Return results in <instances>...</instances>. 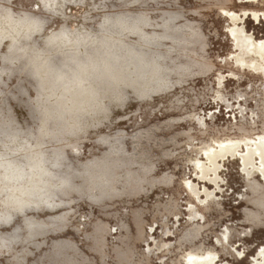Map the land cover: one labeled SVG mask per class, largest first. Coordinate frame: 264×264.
I'll return each instance as SVG.
<instances>
[{
    "label": "rangeland",
    "instance_id": "rangeland-1",
    "mask_svg": "<svg viewBox=\"0 0 264 264\" xmlns=\"http://www.w3.org/2000/svg\"><path fill=\"white\" fill-rule=\"evenodd\" d=\"M254 13L264 0H0V264H257L264 176L232 155L218 185L200 169L264 136V72L233 58L264 41ZM5 19L44 27L23 40ZM66 30L87 42L48 43Z\"/></svg>",
    "mask_w": 264,
    "mask_h": 264
},
{
    "label": "bare ground",
    "instance_id": "bare-ground-1",
    "mask_svg": "<svg viewBox=\"0 0 264 264\" xmlns=\"http://www.w3.org/2000/svg\"><path fill=\"white\" fill-rule=\"evenodd\" d=\"M253 16H255L257 20L259 18L264 19V16L259 15V13H254ZM231 17L234 22L241 21V19L237 20V17H235V15H231ZM252 52L255 56L254 59H246L243 54H235L233 58L241 65L245 66V68H251L256 70L257 72H264V41L253 43ZM229 155L236 156L241 159L243 161V166L245 170L255 169L258 173H261L264 176V136H262L257 142L252 143V145L249 144L246 148L241 142L226 141L223 144H220L216 148L207 152L205 156L210 161V164H205L202 161L200 162V169L203 171L202 179H205L206 173L213 172L214 176L211 178L209 177V181L212 185H218L220 179L218 171L221 165L219 164V162L221 159H224L226 156ZM258 160H260V163L258 162ZM189 184V186L192 188L193 191H195L197 195H203L201 187L199 188L193 182ZM204 194L209 197L213 194V192L205 188ZM255 257H258V254ZM257 259L259 260L257 264H264V247L262 248V253ZM189 260V264H215V262H217V256L214 254H208L206 256H203L195 253L192 257L189 258Z\"/></svg>",
    "mask_w": 264,
    "mask_h": 264
},
{
    "label": "clouds",
    "instance_id": "clouds-1",
    "mask_svg": "<svg viewBox=\"0 0 264 264\" xmlns=\"http://www.w3.org/2000/svg\"><path fill=\"white\" fill-rule=\"evenodd\" d=\"M3 29L8 32H13L17 37H21L23 40H31L32 36L44 27L43 23L40 20H9L5 19L2 22ZM67 39L62 35H53L49 37L48 43L54 44H64L71 47H79L81 44L86 43L88 37L77 33L75 30H66ZM20 40H14V45H19ZM20 53L26 55L29 52L27 47H20ZM49 185L44 179V174L41 172L36 173L33 187L29 190L28 195H38L42 194Z\"/></svg>",
    "mask_w": 264,
    "mask_h": 264
}]
</instances>
